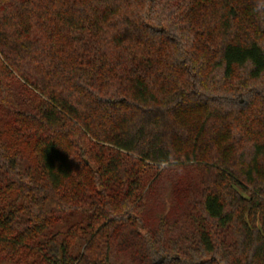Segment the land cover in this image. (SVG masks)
I'll return each instance as SVG.
<instances>
[{
    "label": "trees",
    "instance_id": "1",
    "mask_svg": "<svg viewBox=\"0 0 264 264\" xmlns=\"http://www.w3.org/2000/svg\"><path fill=\"white\" fill-rule=\"evenodd\" d=\"M0 263L264 264V0H0Z\"/></svg>",
    "mask_w": 264,
    "mask_h": 264
},
{
    "label": "rangeland",
    "instance_id": "2",
    "mask_svg": "<svg viewBox=\"0 0 264 264\" xmlns=\"http://www.w3.org/2000/svg\"><path fill=\"white\" fill-rule=\"evenodd\" d=\"M0 264H7V263H0Z\"/></svg>",
    "mask_w": 264,
    "mask_h": 264
}]
</instances>
